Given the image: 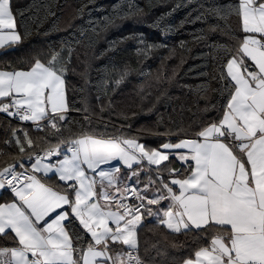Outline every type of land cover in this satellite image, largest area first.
Returning <instances> with one entry per match:
<instances>
[{
  "label": "snow or ice",
  "instance_id": "6c2138e0",
  "mask_svg": "<svg viewBox=\"0 0 264 264\" xmlns=\"http://www.w3.org/2000/svg\"><path fill=\"white\" fill-rule=\"evenodd\" d=\"M140 11L135 0L117 3L104 25ZM193 11V21L215 17L212 27L235 16L239 31L216 61L212 116L158 148L130 127L71 130V49L68 60L0 69V112L21 122L5 140L14 158L0 165V192L12 193L0 202V264H151L138 239L146 216L196 241L177 264H264V0H198ZM23 15L0 0L4 54L31 34ZM162 164L141 182L145 167Z\"/></svg>",
  "mask_w": 264,
  "mask_h": 264
},
{
  "label": "trees",
  "instance_id": "16d2710c",
  "mask_svg": "<svg viewBox=\"0 0 264 264\" xmlns=\"http://www.w3.org/2000/svg\"><path fill=\"white\" fill-rule=\"evenodd\" d=\"M124 2L13 0L24 10L31 34L7 54L0 51V69L6 65L20 69L34 58L46 62L54 55L68 60L71 49L65 65L71 130L79 132L83 127L87 131L91 126L103 133L105 124L108 131L111 125L130 127L146 147L158 148L212 116L211 105L218 103L219 95L212 78L216 61L223 47L232 50L236 37L229 33L239 31L237 20L230 17L227 27L223 21L220 27H212L215 17L193 21L198 0H135L142 11L115 17L105 27L104 18L113 16V6ZM218 2L234 4L236 0ZM178 4L182 6L173 11ZM20 125L0 112V165L14 158L8 154L16 148L5 140L10 139L9 130ZM29 131L36 135L31 126ZM157 167L162 169L163 164L152 170ZM138 239L141 256L151 264H177L196 243L191 235L173 234L147 216ZM4 243L0 239V245Z\"/></svg>",
  "mask_w": 264,
  "mask_h": 264
},
{
  "label": "crops",
  "instance_id": "0c3cea01",
  "mask_svg": "<svg viewBox=\"0 0 264 264\" xmlns=\"http://www.w3.org/2000/svg\"><path fill=\"white\" fill-rule=\"evenodd\" d=\"M2 51V50H0ZM164 163V162H163ZM155 165L151 166V170H147V171H153L152 168L154 167ZM147 168V167H145ZM121 172H124V169L121 168ZM143 172H146V171H142L141 175L144 177V182L143 183H147L148 181V176L144 175ZM152 178L155 179V175H154V172H153V175H152ZM11 197H12V193L11 192H0V202H4V201H10L11 200ZM149 218H153V217H149ZM154 220H156L155 218H153ZM142 222H143V219H142Z\"/></svg>",
  "mask_w": 264,
  "mask_h": 264
},
{
  "label": "rangeland",
  "instance_id": "374dc122",
  "mask_svg": "<svg viewBox=\"0 0 264 264\" xmlns=\"http://www.w3.org/2000/svg\"><path fill=\"white\" fill-rule=\"evenodd\" d=\"M56 57H57V59L59 58V56H56ZM147 170H149V169H148V168H145V169H144V171H147ZM143 180H144V177L141 175V182H142V183L144 182Z\"/></svg>",
  "mask_w": 264,
  "mask_h": 264
}]
</instances>
